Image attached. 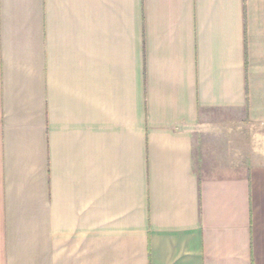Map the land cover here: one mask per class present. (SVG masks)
<instances>
[{
  "label": "crops",
  "instance_id": "obj_1",
  "mask_svg": "<svg viewBox=\"0 0 264 264\" xmlns=\"http://www.w3.org/2000/svg\"><path fill=\"white\" fill-rule=\"evenodd\" d=\"M0 264H264V0H0Z\"/></svg>",
  "mask_w": 264,
  "mask_h": 264
}]
</instances>
